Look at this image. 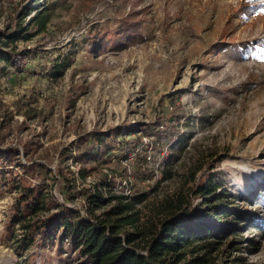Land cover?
Instances as JSON below:
<instances>
[{"label": "rangeland", "instance_id": "374dc122", "mask_svg": "<svg viewBox=\"0 0 264 264\" xmlns=\"http://www.w3.org/2000/svg\"><path fill=\"white\" fill-rule=\"evenodd\" d=\"M55 1L41 0L38 7ZM57 1L47 33L18 42L38 49V56L23 70L0 63V146H31V158L48 169L42 188L52 201L79 207V198L69 195L82 181L74 189L53 181L56 171L74 170L76 152L65 161L63 148L92 130L131 123L123 145L143 137L144 146L132 142L129 151L114 150L117 159L102 165L88 179L90 185L103 172L118 191L133 197L147 192L138 208L149 214L178 194L200 204L191 189L210 177L219 191L239 201L248 197L252 211L264 219V3ZM32 3L0 0V30ZM125 18L140 20V36L124 32ZM93 42L99 43L95 52ZM70 52L76 54L74 63L54 80L50 71ZM172 147L179 157L169 165ZM11 171L7 177L17 178L19 172ZM16 197L15 189L0 184V264L76 263L77 252L59 240L20 248L23 231L8 222ZM253 225L222 258L264 264V238L250 232ZM252 238L254 246L247 241Z\"/></svg>", "mask_w": 264, "mask_h": 264}, {"label": "trees", "instance_id": "16d2710c", "mask_svg": "<svg viewBox=\"0 0 264 264\" xmlns=\"http://www.w3.org/2000/svg\"><path fill=\"white\" fill-rule=\"evenodd\" d=\"M58 3L56 0L40 9L41 0H33L25 13L17 10L11 24L0 30V63L23 70L38 56V49L19 47L18 42L46 34ZM121 23L128 36H140V20L125 18ZM98 44H90L92 52ZM75 56L74 52L63 56L50 71L51 77L57 80L63 76ZM173 120L178 122L176 117ZM129 128H133L131 123L107 131L92 130L61 150L65 161L76 152L74 170L56 171L53 181L71 189L78 180L82 181V187L69 195L71 200L79 198V207L54 202L43 190L48 169L31 158V146H0V184L17 191L8 222L10 226L19 224L23 231L20 248L27 250L37 243L59 240L77 252L74 264H250L239 256L225 260L222 255L239 243L251 224L256 225L250 232L256 230L264 238V219L252 211L248 197L239 201L227 191H219L210 177L207 183L197 182L191 189L195 197H201L200 204H190L188 195L178 194L151 209L149 214L138 208L147 200V192L133 197L131 193L118 191L103 172L94 186L88 183L102 165L117 159L114 150L129 151L132 142L137 147L144 146L143 137L125 141L123 145L124 130ZM157 129L156 136H162L163 132ZM170 150L166 164L172 165L179 155L175 147ZM12 168L19 172L15 173L17 178L7 177ZM162 172L170 173L166 167ZM140 174L154 177L144 171ZM67 175H71V182ZM256 200L263 202L260 197ZM247 241L252 246L256 244L254 238Z\"/></svg>", "mask_w": 264, "mask_h": 264}, {"label": "built area", "instance_id": "2783aa9c", "mask_svg": "<svg viewBox=\"0 0 264 264\" xmlns=\"http://www.w3.org/2000/svg\"><path fill=\"white\" fill-rule=\"evenodd\" d=\"M127 195H129L130 194V192H125Z\"/></svg>", "mask_w": 264, "mask_h": 264}, {"label": "snow or ice", "instance_id": "6c2138e0", "mask_svg": "<svg viewBox=\"0 0 264 264\" xmlns=\"http://www.w3.org/2000/svg\"><path fill=\"white\" fill-rule=\"evenodd\" d=\"M261 3H264V0H261Z\"/></svg>", "mask_w": 264, "mask_h": 264}]
</instances>
